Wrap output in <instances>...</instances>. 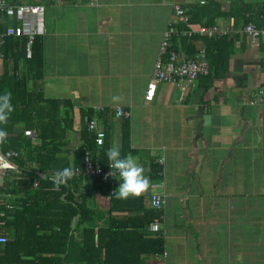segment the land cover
I'll return each instance as SVG.
<instances>
[{"label": "crops", "instance_id": "1", "mask_svg": "<svg viewBox=\"0 0 264 264\" xmlns=\"http://www.w3.org/2000/svg\"><path fill=\"white\" fill-rule=\"evenodd\" d=\"M3 1L45 6L43 78L29 88L46 101L70 104V109L58 106V157L72 161L83 146L101 166L99 155L85 144L95 141L83 116L90 110L107 146L118 145L122 156L123 122H129L131 152L125 156L134 157L149 178L151 166L163 158L160 178L150 179L149 190L139 198L150 209L152 195L165 197L163 209L156 211L161 231L152 234L162 237L164 251L144 255L142 264H264V104L258 96L264 86V38L228 39L226 68L219 77L201 75L184 90L161 83L150 102L144 99L163 33L174 21V6L187 13L193 5L219 4L227 15L213 22L229 26L232 36L235 19L229 8L240 2L264 5V0H97L93 6L87 0ZM14 23L9 18V26ZM198 46L204 50L202 43ZM118 107L129 117H118ZM23 130L18 126V132ZM80 177L89 178L81 192L87 193L94 215L86 227L108 228L112 189L107 193L108 183L84 172L75 178ZM119 184L117 176L114 193ZM81 237L79 229L74 239ZM2 249L3 244L0 259L12 258Z\"/></svg>", "mask_w": 264, "mask_h": 264}, {"label": "trees", "instance_id": "2", "mask_svg": "<svg viewBox=\"0 0 264 264\" xmlns=\"http://www.w3.org/2000/svg\"><path fill=\"white\" fill-rule=\"evenodd\" d=\"M221 8L219 4L210 2L204 6H190L187 14L193 27H210L215 25L213 21L227 15ZM256 9L259 11L255 12ZM228 14L235 19L232 26L235 35L172 40L171 48L184 52L186 56H192L199 48L198 44L202 43L209 65L205 77H219V72L225 70L223 51L232 42L228 39L246 37L247 34L241 33L250 23L264 30V5L240 2L232 5ZM7 27L9 17L0 13V33ZM27 42L26 37H6L1 47L0 94L11 92L14 111L8 124L0 125L8 132V141L0 146V150L21 152L22 157L16 160V164L22 172L14 176L11 183H6V191L1 190L14 198L11 201L16 210L0 219V235L12 232L2 249L3 254L12 258L2 256L0 264H142L144 255L162 253V237L149 234L147 230L152 222L160 221V213L144 208L142 198L117 199L116 193H108L110 188L107 185L112 221L108 228L95 230L86 227L94 221V215L86 200L87 193L83 195L81 192L83 182L89 178H74L68 185H62L59 191L54 190L52 174L68 166L81 167L84 150L83 146L79 147L72 161L57 156L62 135L58 106L62 104L64 109H70V104L68 101H46L41 93L30 90V82L43 78L44 48L42 37L37 38L33 57L28 59ZM83 116L90 120L93 112L85 110ZM21 125L25 130L37 129L39 139L34 141L32 137H27L25 130L18 132L17 128ZM122 130V152L125 156V153L131 152L127 120H124ZM85 144L99 155L100 165L106 168L107 138L98 147L92 139ZM159 171L158 164L151 166L152 181L160 178ZM36 182L38 188L35 189ZM119 215L132 216L121 221ZM79 229H82V237L77 242L74 234Z\"/></svg>", "mask_w": 264, "mask_h": 264}, {"label": "built area", "instance_id": "3", "mask_svg": "<svg viewBox=\"0 0 264 264\" xmlns=\"http://www.w3.org/2000/svg\"><path fill=\"white\" fill-rule=\"evenodd\" d=\"M87 3L93 6L96 5L97 0H87ZM0 13L15 20L13 25H10L5 31L0 33V64L3 58L1 47L6 37H26L28 39L26 57L31 59L36 39L46 34L45 6L41 4L10 5L0 0ZM230 32L231 28L229 26L221 28L216 24L210 27L198 26L195 28L190 23L189 15L180 6H174V21L168 24L163 33L159 54L145 91V101L150 102L154 98L158 84L169 83L184 90L192 85L197 77L206 75L209 71V65L202 47H199L192 56H186L184 52L171 48L173 38H219L230 35ZM244 33L251 39L264 38V30L257 29L252 23L245 27ZM258 96L259 102L264 104V86L258 91ZM115 112L118 117H129V114L120 107L116 108ZM96 124L95 120H86L88 132L95 134V143L101 146L105 135L103 131L97 129ZM25 135L34 138L36 133L32 130H26ZM83 150V169H79V174L84 172L91 178L108 183L112 193H114L116 177L109 175L112 169L109 166L106 169L102 168L98 164V159L93 160L88 148L85 147ZM18 158L19 153L17 151L2 152L0 150V176L3 178V185L0 187V210H3V212H0V218H4L5 214H12L16 210L15 205L10 201V194L1 192V190L6 191L4 189L6 183H11V180L14 179L12 176L20 174L21 168L15 162ZM157 164L161 166L163 158H159ZM159 174H162V171H159ZM37 187L38 185L35 183L34 188L36 189ZM164 205L165 197L162 193H156L150 197L149 206L153 211L162 210ZM147 230L151 234H158L161 231V227L158 222H153L148 226ZM5 241H7V236L0 235V245L4 244Z\"/></svg>", "mask_w": 264, "mask_h": 264}, {"label": "clouds", "instance_id": "4", "mask_svg": "<svg viewBox=\"0 0 264 264\" xmlns=\"http://www.w3.org/2000/svg\"><path fill=\"white\" fill-rule=\"evenodd\" d=\"M117 97H113L116 100ZM14 111L12 94H0V125L6 126ZM8 141V132L5 127H0V146ZM106 157L112 171L110 176L119 177V187L116 189L117 199L139 198L150 188V178L145 174L144 167L132 156H122L118 145H113L106 150ZM79 174V169L68 166L52 174L54 190L59 191L61 186L68 185Z\"/></svg>", "mask_w": 264, "mask_h": 264}, {"label": "water", "instance_id": "5", "mask_svg": "<svg viewBox=\"0 0 264 264\" xmlns=\"http://www.w3.org/2000/svg\"><path fill=\"white\" fill-rule=\"evenodd\" d=\"M3 185V178L0 176V187Z\"/></svg>", "mask_w": 264, "mask_h": 264}]
</instances>
